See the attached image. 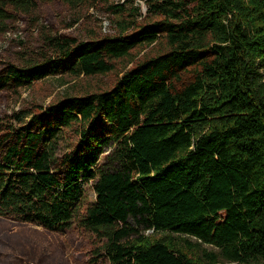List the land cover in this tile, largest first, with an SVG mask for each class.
Returning a JSON list of instances; mask_svg holds the SVG:
<instances>
[{
  "label": "trees",
  "instance_id": "obj_1",
  "mask_svg": "<svg viewBox=\"0 0 264 264\" xmlns=\"http://www.w3.org/2000/svg\"><path fill=\"white\" fill-rule=\"evenodd\" d=\"M40 1L0 0V38ZM57 1L101 3L115 34L40 24L0 59V101L49 77L80 87L1 119L0 219L58 231L78 218L92 264H264V0H143L145 16ZM108 74L106 89L87 82Z\"/></svg>",
  "mask_w": 264,
  "mask_h": 264
},
{
  "label": "rangeland",
  "instance_id": "obj_2",
  "mask_svg": "<svg viewBox=\"0 0 264 264\" xmlns=\"http://www.w3.org/2000/svg\"><path fill=\"white\" fill-rule=\"evenodd\" d=\"M115 5L140 6L143 16L147 14V6L143 0H111ZM37 19V20H33ZM40 24H47L62 33H68L89 38L97 34L105 36L115 34L114 14L103 7L101 3L79 4L73 6L57 0H42L30 16L20 17L11 28L0 38V59L9 60L11 52L23 43H28L31 34H36ZM144 49L141 55L147 51ZM140 56V55H139ZM130 65L129 67H131ZM115 79L114 74L95 76L89 81L93 89L111 87ZM64 83L63 77H49L34 82L30 89L22 92V99L18 102L0 101V121L5 114H12L23 109L26 105L38 103L47 106L54 97L66 94H77L72 85ZM68 148L65 138L61 143V150ZM96 201V194L91 185H85L84 204ZM145 235L156 236L151 231ZM182 246H190L192 252L199 257L206 258V252H216L217 249L208 244L197 246L194 238L173 234ZM190 239L189 242H183ZM96 242L91 240L83 228L79 226V219H74L70 227L58 231H48L38 224H15L8 219H0V264H92L96 255ZM219 264H237L220 259Z\"/></svg>",
  "mask_w": 264,
  "mask_h": 264
},
{
  "label": "built area",
  "instance_id": "obj_3",
  "mask_svg": "<svg viewBox=\"0 0 264 264\" xmlns=\"http://www.w3.org/2000/svg\"><path fill=\"white\" fill-rule=\"evenodd\" d=\"M150 231H152V230H150Z\"/></svg>",
  "mask_w": 264,
  "mask_h": 264
}]
</instances>
